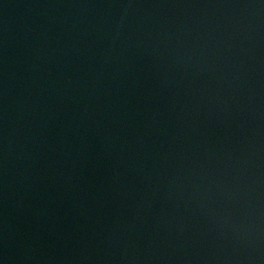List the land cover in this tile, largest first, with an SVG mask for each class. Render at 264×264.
<instances>
[{"label":"water","instance_id":"95a60500","mask_svg":"<svg viewBox=\"0 0 264 264\" xmlns=\"http://www.w3.org/2000/svg\"><path fill=\"white\" fill-rule=\"evenodd\" d=\"M0 264H264V0H0Z\"/></svg>","mask_w":264,"mask_h":264}]
</instances>
